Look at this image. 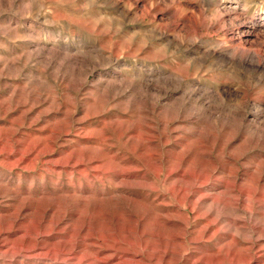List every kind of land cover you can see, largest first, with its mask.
Segmentation results:
<instances>
[{
    "label": "rangeland",
    "instance_id": "obj_1",
    "mask_svg": "<svg viewBox=\"0 0 264 264\" xmlns=\"http://www.w3.org/2000/svg\"><path fill=\"white\" fill-rule=\"evenodd\" d=\"M0 264H264V0H0Z\"/></svg>",
    "mask_w": 264,
    "mask_h": 264
}]
</instances>
